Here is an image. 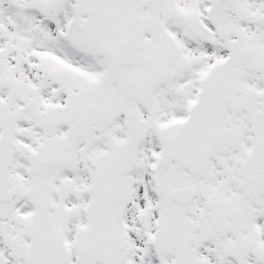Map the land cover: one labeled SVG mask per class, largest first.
<instances>
[{
	"label": "snow or ice",
	"instance_id": "1",
	"mask_svg": "<svg viewBox=\"0 0 264 264\" xmlns=\"http://www.w3.org/2000/svg\"><path fill=\"white\" fill-rule=\"evenodd\" d=\"M0 264H264V0H0Z\"/></svg>",
	"mask_w": 264,
	"mask_h": 264
}]
</instances>
